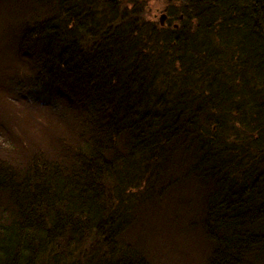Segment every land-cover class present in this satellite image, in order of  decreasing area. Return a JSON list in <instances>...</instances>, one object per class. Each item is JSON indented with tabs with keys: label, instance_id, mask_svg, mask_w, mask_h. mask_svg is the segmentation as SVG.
<instances>
[{
	"label": "trees",
	"instance_id": "1",
	"mask_svg": "<svg viewBox=\"0 0 264 264\" xmlns=\"http://www.w3.org/2000/svg\"><path fill=\"white\" fill-rule=\"evenodd\" d=\"M150 1L0 0V91L57 121L0 157V264H162L142 211L194 177L203 264H264V0Z\"/></svg>",
	"mask_w": 264,
	"mask_h": 264
},
{
	"label": "rangeland",
	"instance_id": "2",
	"mask_svg": "<svg viewBox=\"0 0 264 264\" xmlns=\"http://www.w3.org/2000/svg\"><path fill=\"white\" fill-rule=\"evenodd\" d=\"M184 4L183 0H152L147 3L145 16L148 20L160 26L159 22L162 21V15H167V18L162 21L163 25L160 27L171 28V26L176 24L178 29L179 25H181V19L184 18V13L181 11ZM167 6L168 14L165 13ZM4 10L9 12L7 8ZM1 68L0 72H2ZM2 89L3 93L0 91V115L3 114V116L0 117V120L6 121L2 123L4 127H1L4 132L0 130V157H6L9 161H12L13 155L6 148L7 145L14 146V148L19 147L18 156H21V154L26 156L28 154L27 149L33 147V143H30L36 140L31 135H26L25 130L31 127L34 134V128L37 125L36 135L39 136V140L36 142L44 144L45 141L48 142L55 135L54 130L56 129L55 123L57 121L47 118L45 110L35 103L24 101L23 98L14 100V95H11L7 86H3ZM16 97L17 95L15 94ZM8 101L9 103H7ZM49 121L51 123L48 127L47 122ZM22 131L25 133L24 135H22ZM18 136L20 137L16 141L15 137ZM3 140H6L7 144H3ZM195 179L198 178L194 177L187 180L183 184L182 190L173 191L172 194L164 196L159 206L148 205V207H145L146 210L143 209L142 211V214H146V217L151 216V214L160 215L158 220L150 217L149 219L146 218L144 230L149 241H151V238L156 239L154 237L157 236V243L162 247L158 252L166 259L162 261V264H172V262L176 264L175 254L182 259L181 263L183 264H203L206 260V258L204 259L206 247L201 241L202 233L192 227L194 225L193 221L201 220L202 215L198 209L201 207L199 202L204 199L203 195L195 194L196 190H201ZM173 214H175L174 217ZM195 249L197 250L193 253Z\"/></svg>",
	"mask_w": 264,
	"mask_h": 264
},
{
	"label": "water",
	"instance_id": "3",
	"mask_svg": "<svg viewBox=\"0 0 264 264\" xmlns=\"http://www.w3.org/2000/svg\"><path fill=\"white\" fill-rule=\"evenodd\" d=\"M164 18V17H163Z\"/></svg>",
	"mask_w": 264,
	"mask_h": 264
}]
</instances>
